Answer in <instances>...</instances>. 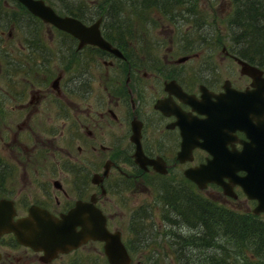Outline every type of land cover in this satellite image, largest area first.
<instances>
[{
  "label": "flooded vegetation",
  "instance_id": "1",
  "mask_svg": "<svg viewBox=\"0 0 264 264\" xmlns=\"http://www.w3.org/2000/svg\"><path fill=\"white\" fill-rule=\"evenodd\" d=\"M90 4L96 6L98 2L91 1ZM98 17L81 20L89 24ZM119 21L105 17L99 24L101 34L111 43V48L91 43L79 46L76 36L43 20L20 0H0V74L4 78L0 81V138L7 145L4 151L15 157L14 163L6 159L2 162L0 198L14 201L15 217L26 215L32 204L60 215L78 203L92 200L106 215L107 228L120 232L133 260L138 243L135 237L142 234L141 221L146 222L147 216L152 217L153 207L146 203L133 211L128 232L135 236L127 241L124 227L111 228V215L106 212L107 197L130 190L144 192L155 179L158 183L154 186L160 189L163 197L162 217L171 214L172 202H182L184 195L181 193H192L194 199L199 198V184L188 177L185 170L199 167L211 154L200 145L205 139L199 134L196 139L186 140L187 150L182 148L184 121L206 118L201 109L222 93H225V109L232 110L240 93H251L257 83L241 72V64L235 59L239 55L227 43H221V50L223 56L231 59L224 69L229 76H223L215 60L210 59L212 54L204 66L198 65L190 74L185 71L184 63L199 56L201 39L186 41L188 34H182L176 43L182 49L181 53L174 57L172 47H169L160 57L153 52V47H139L137 39H142L121 30ZM43 26L49 31L50 41L41 33ZM192 27L189 23L186 29L190 32ZM214 35L216 33H210L202 38L208 51L218 47ZM193 38L197 39L195 35ZM232 62L237 64L239 79L232 77ZM52 65L58 70L55 74ZM19 73H23L21 79L15 80ZM249 95L244 103L252 108L247 115L255 126L264 122V110L259 113L263 107L259 92L255 98L252 95L249 98ZM189 97L195 103L188 101ZM193 131L200 133L201 129L196 126ZM8 136L10 138L5 141ZM60 137H64L62 143L57 141ZM240 139L250 140L246 131L239 128L232 135L215 137L226 149L233 146L241 149ZM138 142L148 161L136 153ZM15 165L23 167L24 179L28 177V166L33 169L36 193L21 191V187L14 193L16 184L4 183L5 167L14 174ZM246 173V168L238 171V174ZM223 180L228 182L229 178L223 176ZM208 187L212 189L205 198L211 201L237 199L242 194L244 213L254 218L264 214V211L254 212L257 198L243 191L238 183L232 185L237 196L225 193L223 186L214 181H208L204 189ZM194 227L197 229L198 226ZM148 239L145 236L143 245L149 242ZM90 242H97L102 248L100 258L95 257L94 262L107 264L102 241L88 240L77 248L45 259L43 251L23 245L12 233H5L0 236V264H8L10 250H22L26 257L24 264L33 261L35 264H56V260L63 257L71 264H82V249ZM30 255L32 259H27ZM21 258L15 257L13 264Z\"/></svg>",
  "mask_w": 264,
  "mask_h": 264
},
{
  "label": "water",
  "instance_id": "2",
  "mask_svg": "<svg viewBox=\"0 0 264 264\" xmlns=\"http://www.w3.org/2000/svg\"><path fill=\"white\" fill-rule=\"evenodd\" d=\"M22 1L30 4V9L43 20L50 21L76 36L79 39V46L91 43L104 48L112 47L111 43L101 34L99 28L101 17L86 24L74 15L60 14L43 0ZM179 59L182 60L183 57ZM235 59L241 64V72L250 75L257 83V87L251 93L242 91L239 95L241 102L235 103L232 110L225 109V93H222L217 95L215 101H210L206 108L201 109L206 113V118H193L184 121L181 128L184 138L182 148L187 150L184 144L186 140L196 139L199 134L205 139L200 145L206 147L212 155L199 167L186 169L185 173L201 188L205 187L208 181H214L221 184L224 192L232 196H237L236 192L232 190V185L238 183L243 191L245 190L250 196L257 198L258 204L254 207V212L258 213L264 211V122L260 121L258 125H252L247 115L252 108L250 105H245L244 100L249 94L255 98L258 91L259 102L263 105L259 113H262L264 110V75L263 69L257 65L237 56ZM251 95L248 97L252 98ZM189 98L188 101L195 103L194 99ZM196 126L201 129L200 133L193 131ZM237 128L245 130L250 139L247 142L240 139L243 143L241 149H236L234 146L232 149H226L221 146L219 140H215V137L219 135L234 134ZM135 139L137 140L136 137ZM136 153L140 157L143 155L144 161L149 160L146 159L139 142ZM138 159L141 161V158ZM244 168L247 173L238 174V171L244 170ZM223 176H227L229 181H224ZM15 215L14 201L7 197H1L0 236L12 233L19 243L43 251L45 259L55 257L59 252L77 248L88 240H98L104 243V253L109 264H131V257L121 240L120 232L110 231L107 228L106 215L94 205L92 200L78 203L60 215H55L36 204L29 206L26 215L16 218Z\"/></svg>",
  "mask_w": 264,
  "mask_h": 264
},
{
  "label": "rangeland",
  "instance_id": "3",
  "mask_svg": "<svg viewBox=\"0 0 264 264\" xmlns=\"http://www.w3.org/2000/svg\"><path fill=\"white\" fill-rule=\"evenodd\" d=\"M46 1L49 2V0H46ZM91 1L95 2L98 0H63V2L73 7L80 8L81 12L83 13H85L89 7H94L90 4ZM52 5L57 10H60V12L62 13L65 12L62 8L60 9V5L56 1ZM197 5L200 7L199 9L201 12L197 9V7L195 11L193 12V9L195 8V6H190L191 13L185 14L184 20H180L182 23L181 25L177 24L176 22L164 20L163 19L164 16H162L157 11L151 12V16L153 20H155V17L158 21L159 19H163V20H160L158 22V26H150L151 23H148V22L143 23L142 26H144L143 27L144 29H147L146 31L147 34H144L143 36L144 39L142 40L144 42L142 40L140 41L139 39H137L139 41L138 46L141 48H144L147 46L148 48L153 47L155 48L153 52L158 54L160 57L164 54V52L167 51L169 47H172L171 52L175 54L174 57H176L177 56L176 54L181 53L182 51L180 47L176 46V43L182 38V34L184 35L188 34L186 37V41H189V40L190 41H193V40L200 41L201 39L200 43L202 44H201V48H200L201 51H200L199 56H194L192 61L184 63L185 66H187L185 71L192 74L191 72L192 71L194 72L198 68L197 67L198 65L204 66L206 60L210 58L209 54L210 55L212 54V58L210 59H212L213 61L215 60L217 67L221 71H223V76H229V74L226 71H224V69L229 66L231 59L223 56L224 53L221 50L222 49L221 43H227L228 45H231V46L233 44L230 39V34L226 30V25L223 19L227 9H229L228 0H199L197 2ZM95 11H97V9H95ZM191 14L197 15L200 18H202L200 19L201 23L199 25H196L195 23V26L192 27V30L189 33H186L185 29L186 27H188L190 23L189 21L190 19L188 21L185 19L193 18L192 20L195 21L197 18V17L195 18L191 17L190 16ZM206 19L207 21H205ZM129 21L131 23L133 22L135 24H141V22H139L136 18L129 19ZM212 21L214 23H212L211 25L210 23ZM118 24L121 30H124L127 27L123 22H119ZM204 27H207V28L203 29ZM211 28L213 29V31ZM133 30H134V27H133ZM51 32H55V31L51 30ZM41 33H43L47 41H50L49 31L45 28V26H43V29H41ZM210 33H216V35L214 36H217L218 47L216 48L215 51H212V50L208 51L206 49V46L203 44L205 39H202V38L209 35ZM193 35H195L197 39H194ZM214 36H212V39H214ZM150 40L154 44H152ZM144 64H146V62H144ZM232 66H233L232 77L234 79H239L238 69L236 67L237 64L235 62L234 63L232 62ZM61 68H63V64L61 65ZM53 70H54V65H52V71ZM56 72H58L57 69L54 70V74ZM202 72L205 73V71H202ZM22 75L23 73H19L18 75H16L15 80L21 79ZM0 81L1 82L4 81V78L2 77L1 74H0ZM0 127H2L1 124H0ZM10 133L8 135H10ZM9 138L10 136H8V138H5V141H7V139ZM63 140H64V137H60V139H57L59 143H62ZM4 146H7L6 142H2V139L0 138V147L2 148V150L0 148V155H1L2 161H5L6 159L9 163H14L15 157L13 158L12 154L5 152ZM22 159L25 160V155L22 156ZM15 166L17 168L16 170L14 169V174L12 173V171L10 172V168L4 166L5 171H6L4 183L9 184V185L11 184L13 185L15 183L16 187H15L14 193H16V191H18L17 189L20 187L22 188L21 191H24V192L33 191V194L36 193L35 192L36 189L34 190V186H33V184L35 183V180L33 179V176H35L33 169L28 166V168L26 169L28 177L24 179L22 175L23 170H24L23 167L22 166L20 167L18 165H15ZM156 183L158 182L155 179L151 181V183L148 185V189L144 192L140 190L138 191L136 190V192L133 193L132 190H130L129 192L124 191L122 195L119 194L117 196H114L113 194H111V196L107 197V200H109L108 201L109 205L106 206V212L107 214L111 215V218H110L111 228L121 229L124 227L126 230L125 237L127 238L126 239L127 241H129L128 238L135 236L132 232H128L133 211H135L138 207H140V205L146 204V203H150L153 207L152 217L147 216L146 222L141 221L143 225H142V234L139 235L140 238L138 236L135 237V238H138V243L136 244L137 247L135 248L136 249V252L134 253L135 256L133 255L134 256L133 263H137L138 261V262H141V264H152V261L156 260L157 262L156 264H185V261L183 259L190 260L192 258V260L195 262L199 260V257L201 258L205 257L207 253L201 247L193 248L192 250V248L190 249V246L187 245L185 248V252H184L186 256L180 257V260H177V259L174 260V256L172 252L174 251L176 247H177L176 249H178L179 245L175 244L177 241L176 239H175L176 241L173 239L171 241L168 240V237L171 236L170 230L172 229L171 231H173V233L182 231L184 235L187 236L186 233L188 234L195 233L196 230L201 231L202 229H201V226L199 225L200 221H197L192 218H188V219L191 221L193 226H198L197 229H195V227L194 229L188 228L186 225H179L178 227L176 225L168 223L164 219V216L162 217L163 209H164L163 197H161L160 189L154 186ZM210 189H212V187H208L207 189H204V187L199 188L198 191L201 193L200 198H205V196H208V191ZM181 195H184V198H182V200L185 199L188 202L185 204L190 205L191 202L188 201L186 198L190 199V197H193L192 193L185 192V194L181 193ZM19 196H22V195H19ZM181 203L182 202L177 204L179 206H175L176 204L172 202V206H173L172 210L174 211V213L171 214L172 216L170 217L175 218L179 216L178 213L179 214L184 213L182 208L185 206V204H181ZM219 204L224 205L230 209L233 208L240 212H244V201H243L242 194H240L237 199H233V198L228 199V200L222 199L221 202H219ZM256 219L263 221L264 214L258 216ZM146 224L150 228L145 227ZM145 235L149 236L152 242L148 240L149 242L143 245L146 241ZM216 241L217 242L215 243V245L216 244L223 245L224 247H226L227 245V241L225 240L224 236H221V235L218 236ZM169 246H171V248H169ZM82 253H83L82 256H80V257H84V259L82 260V264H96L94 261H96L97 258H100L99 255L102 254L101 244L97 242H90L82 249ZM232 254L234 255V253H231V255ZM247 255L249 256V253H247ZM17 256H21L22 258L16 264H24V260L26 257L22 250H15V251L10 250V255H9L10 259L7 260L9 261L8 264L15 263V257ZM31 256L32 255H30V257ZM30 257H27V259L28 258L32 259L33 256L31 258ZM238 257L240 258L243 264H247V261L245 260L242 254H239ZM73 261L74 260L72 259V262ZM31 264H35V262L33 261ZM56 264H71V262L67 257H63L61 259H57ZM101 264H102V261H101Z\"/></svg>",
  "mask_w": 264,
  "mask_h": 264
},
{
  "label": "trees",
  "instance_id": "4",
  "mask_svg": "<svg viewBox=\"0 0 264 264\" xmlns=\"http://www.w3.org/2000/svg\"><path fill=\"white\" fill-rule=\"evenodd\" d=\"M55 1L60 5V9L62 8L65 12L74 14L79 18L97 16L95 9L99 8L97 11H101L105 17L125 21L128 27H130L129 19L132 18H136L139 22L152 20L151 12L153 11L159 12L172 22H176L175 19L178 18H185L187 13L190 14V6H195L193 12L196 7L200 11V7L197 5L199 0H98L95 8L89 7L86 10V15H84L80 13V8L73 7L63 0H49L51 4H54ZM228 5L229 9H227L223 19L226 30L230 34L234 52L249 62L264 68V0H228ZM190 16L197 17L195 21L189 20L190 26L201 23L200 19L202 18L199 16L194 14ZM212 23L214 22L212 21L210 24L212 25ZM129 34H132V31ZM2 162L0 155V168L3 167ZM186 199L191 203L190 205L185 204L188 202L185 199L182 200L181 204H185L182 208L184 213H178L179 216L175 218L170 217L174 211L169 209L171 214L167 215L168 221L176 226L185 224L194 229L188 219L192 218L200 221L199 225L202 230H196L195 233L190 234L186 233L187 236L182 231L173 233L172 229L170 230L171 236L168 239L170 241L176 239L179 244L178 249L175 248L172 252L174 260H180L179 257L186 256L184 252L188 245L192 250L201 247L207 254L203 258L199 257V260L195 262L192 258L190 260L183 259L185 264H243L238 257L239 254L243 255L247 264H264V220H257L247 213L227 208L207 198L199 197L195 200L194 197H190V199ZM174 204H176L175 201ZM175 206L179 205L176 204ZM210 213L215 216H211ZM220 235L225 237L226 247L215 245L217 237ZM129 251L133 252L132 249ZM156 263V260L152 261V264Z\"/></svg>",
  "mask_w": 264,
  "mask_h": 264
},
{
  "label": "bare ground",
  "instance_id": "5",
  "mask_svg": "<svg viewBox=\"0 0 264 264\" xmlns=\"http://www.w3.org/2000/svg\"><path fill=\"white\" fill-rule=\"evenodd\" d=\"M44 2H48V1H46V0H43ZM21 2L22 3H24V5L28 8V9H30L31 8V6H30V4H26L25 2H23L22 0H21ZM103 4H105V3H103ZM83 8V7H82ZM84 9V8H83ZM97 10L99 9V8H96ZM242 9V8H241ZM32 12H33V10L32 9H30ZM240 10V9H239ZM34 13V12H33ZM80 13H83V12H80ZM86 13V12H85ZM85 13H83L84 15H86ZM66 14H68V13H66ZM96 14L99 16V17H101V18H105V16L102 14V12L101 11H96ZM239 14V13H238ZM244 14V13H243ZM26 15V14H25ZM63 15V14H62ZM71 15H73V14H71ZM233 15V14H232ZM241 15V14H240ZM39 16V15H38ZM75 16V15H74ZM30 17V16H29ZM40 17V16H39ZM77 17V16H76ZM233 17V16H232ZM240 17V16H239ZM81 22H82V20L81 19H86V17L85 16H82V17H77ZM106 18H108V17H106ZM237 18V17H236ZM244 18V17H243ZM190 18H188V19H185V20H189ZM238 19V18H237ZM236 19V20H237ZM241 19V18H240ZM239 19V20H240ZM176 20V23L177 24H179V22L181 23V21L180 20H184V18H178V19H175ZM190 20H192V19H190ZM33 21V20H32ZM148 21V23H151L150 24V26H158V20L156 19V17H155V20H151V19H148L147 20ZM154 23H153V22ZM232 21V20H231ZM247 21V20H246ZM48 22H50V21H48ZM119 22H123L125 25L127 24L125 21H119ZM130 22V21H129ZM145 21L143 20V22H141V24H135V23H131L130 22V27H128L127 25V27H126V29H125V32L127 33V34H129L131 31H132V34H129V35H138L141 39H144L143 38V36H144V34H147L146 33V31H147V29H144L143 27L144 26H142L143 25V23H144ZM234 22V21H233ZM134 27V30H133V27ZM138 27H139V29H138ZM185 31H186V33H189V31L187 30V29H185ZM143 41V40H142ZM82 46V45H81ZM164 219L168 222V223H171V222H169L168 221V219H167V217H164ZM172 224V223H171ZM183 225H185V224H183ZM145 236H147V235H145ZM148 238H149V236H148ZM148 240H150V238L148 239ZM169 240V239H168ZM151 242H152V240H150ZM170 241V240H169ZM175 244H178V243H175ZM179 245V244H178ZM177 248V247H176ZM180 258V257H179ZM109 263V262H108ZM107 263V264H108Z\"/></svg>",
  "mask_w": 264,
  "mask_h": 264
}]
</instances>
